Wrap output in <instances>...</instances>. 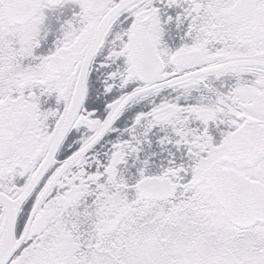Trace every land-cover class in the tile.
Wrapping results in <instances>:
<instances>
[{"label": "snow or ice", "instance_id": "obj_1", "mask_svg": "<svg viewBox=\"0 0 264 264\" xmlns=\"http://www.w3.org/2000/svg\"><path fill=\"white\" fill-rule=\"evenodd\" d=\"M0 264H264V0H0Z\"/></svg>", "mask_w": 264, "mask_h": 264}]
</instances>
